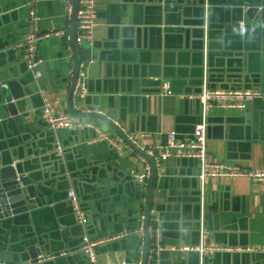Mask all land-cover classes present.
Returning <instances> with one entry per match:
<instances>
[{
	"label": "crops",
	"instance_id": "obj_1",
	"mask_svg": "<svg viewBox=\"0 0 264 264\" xmlns=\"http://www.w3.org/2000/svg\"><path fill=\"white\" fill-rule=\"evenodd\" d=\"M251 6H264V0H97V23L89 46L94 58L80 63L87 78L81 114L96 112L112 119L128 140L137 141L135 148L148 149L164 146L168 133L178 138L192 134L201 109L195 95L205 86L264 95V35L245 17ZM72 9L73 0L71 7L62 0H43L35 8L38 21L32 31L45 36L37 44L43 76L36 82L26 68L22 45L30 33L26 4L0 0V79L18 82L28 95L24 98H33L28 104L20 101L17 117L1 121L0 159L25 174L26 184L38 194L35 210L0 222L4 264L27 258V248L33 245L44 254H65L76 260L82 255L80 264H92L81 251L84 235L92 241L121 237L97 246L94 264H137L143 257L134 232L150 180L144 193L131 180V170H143L139 153L123 149L118 154L105 142L92 141L96 131L116 143L123 140L113 130L106 131V125L96 131L62 130L55 136L41 114L37 89L58 96V104L51 107L55 114L79 120L70 114L67 103L74 72ZM198 22L204 26L193 25ZM77 47L81 51L83 46ZM164 83L172 94L161 95ZM208 122L210 162L264 171L262 101H253L246 111L213 109ZM55 140L63 149L58 157ZM197 176L196 163L187 161L161 163L156 172L151 209L161 214V240L172 249L160 256V263L204 264L195 252H183L197 245L200 191L206 201L201 214L209 244L263 249L264 184L209 179L202 188ZM68 190L77 194L85 210L86 229L76 223ZM231 254L216 255L206 264H264L263 253Z\"/></svg>",
	"mask_w": 264,
	"mask_h": 264
},
{
	"label": "built area",
	"instance_id": "obj_2",
	"mask_svg": "<svg viewBox=\"0 0 264 264\" xmlns=\"http://www.w3.org/2000/svg\"><path fill=\"white\" fill-rule=\"evenodd\" d=\"M43 0H24L26 7L28 9L29 15V29L30 33L25 38L23 42V47L26 53V64L28 71L33 73L35 81L42 79V61L37 56V44L44 39L45 36H39L33 33V26L38 21L35 8L37 4L41 3ZM50 2L52 0H45ZM68 7L72 6V0H62ZM97 0H77V9L75 16V32H76V45L91 46L93 43L94 30L97 23V12H96ZM68 18L71 17V9H69ZM86 74L84 71V64L79 66V71L77 74L75 86L72 92L71 104L73 111L76 113H83L82 101L86 97L87 84H86ZM1 88H4L2 86ZM161 95H169L168 84L164 83L161 88ZM39 96L41 98L42 107L41 112L48 127V130L56 136L59 131H76V130H97L95 125L92 123L80 121L74 122V120L68 115H57L52 110L51 107L58 104L59 98L56 94H46L40 92ZM200 103V123L197 124L188 137L178 138V136L171 132L166 135V142L164 146L152 147V148H138L139 155L138 160L141 163L143 170L137 172L131 170L130 177L131 180L137 185L141 186L142 190L147 189V183L149 182L153 170H158L161 163L167 161H175L178 159H188L195 160L199 164L197 179L203 188L206 181L209 179H248L255 184H264V171L257 170H244L235 164L227 162H210L207 159V129L208 114L213 109H223V110H240L246 111L249 105L255 101L260 100L264 102V95L257 91H244V90H212L208 89L206 86L203 88L200 95L196 96ZM99 115H101L99 113ZM105 117V116H104ZM106 118V117H105ZM108 118V117H107ZM106 118V119H107ZM109 123L120 129L117 122L112 119H107ZM92 141L97 143L105 142L109 147L120 154L123 149L130 150L131 148L127 144H123V140H119L116 143L109 135L106 133H101L96 131L95 136L91 138ZM128 140V138H127ZM129 143L132 146H137V141L129 138ZM121 144L125 145L124 148ZM55 153L59 156L62 154L61 144L55 140ZM68 204L75 216L76 223L79 226H84L87 224V215L80 208V201L75 192L69 191L67 193ZM143 215L139 216L141 225H139L138 230L134 233L138 235L140 240H143ZM149 248L147 255L146 264H159V257L162 252L172 251V249L167 248L161 243L160 231L157 227V220L152 216L149 221V226L147 228ZM208 231L206 230L203 221H201L199 230V245L193 249H185L183 252H195L202 259L204 257H211L215 254L222 253H238V254H257L263 253L264 248L257 251L253 248H225L220 246H214L208 242ZM123 237V236H122ZM121 237H110L104 240L92 241L86 235L82 238V253L86 256L89 263L94 264L96 262V247L110 242L112 240L120 239ZM182 251V250H180ZM142 253V252H141ZM61 254L60 256H64ZM47 260L54 259L53 256L47 257ZM43 261L39 258L38 263ZM137 264H142L139 261Z\"/></svg>",
	"mask_w": 264,
	"mask_h": 264
},
{
	"label": "water",
	"instance_id": "obj_3",
	"mask_svg": "<svg viewBox=\"0 0 264 264\" xmlns=\"http://www.w3.org/2000/svg\"><path fill=\"white\" fill-rule=\"evenodd\" d=\"M76 9H77V0H73V9H72V37H71V46H72V52H73V61H74V72L72 76V81L69 87V93H68V98H67V103H68V108L70 110V114L73 117H77L80 121H85L84 119H94L97 120L98 123L95 125L97 129H100L101 125H106V131L109 129L113 130L116 132L122 139L123 141L131 148L135 153H140L137 148L132 146L125 135L119 131L115 126H113L111 123L107 121L106 118L103 116L95 113H89V114H77L71 109V97H72V92L75 86L77 74L79 71V66L82 60L85 61H90L94 58V54L92 49L89 47V45H84L80 51L78 49L79 47L76 46V32H75V16H76ZM245 17L247 20L251 23H254L259 27V33L260 35H264V6H251L247 9L245 12ZM194 26H201L203 27L204 24H193ZM241 26H236L235 29L238 31H241L242 29L240 28ZM26 62V61H25ZM26 68L27 64L25 63ZM28 70V69H27ZM29 74L33 76V73L29 71ZM2 79V78H1ZM0 79V89L3 90L0 93V123L3 120H6L8 117H17L20 114V110L22 109L21 105V100L25 99V103L28 104V102L33 99V98H24L26 95V92H24L21 88V86L18 84L16 81H8L7 83L4 82L3 80ZM34 79V77H33ZM40 81V80H39ZM36 81V82H39ZM161 85V84H160ZM4 86V88H1ZM169 86V92L170 94V85ZM208 89V86H206ZM39 90H36V94L39 96ZM203 90V88H202ZM198 93L196 96L200 95ZM229 90V89H228ZM231 90V89H230ZM222 91V90H221ZM227 91V90H225ZM160 95V92L158 93ZM40 98V96H39ZM86 98V97H85ZM41 100V98H40ZM85 100V99H84ZM196 102L199 104V101L196 99ZM264 103V102H263ZM42 104V102H41ZM42 107V105H41ZM42 114V112H41ZM6 115V116H5ZM91 123V122H90ZM200 123V113L198 116V121L195 124ZM207 123L209 126L208 118H207ZM208 132V129H207ZM55 146V145H54ZM55 149V147H54ZM53 149V150H54ZM112 149V147H110ZM115 152V151H114ZM55 153V152H54ZM62 154H63V149H62ZM55 155L58 157V155L55 153ZM54 155V156H55ZM175 161H187V162H194L197 165V168H199V164L195 160H188V159H178ZM157 170H153L148 190H147V199L146 201L142 202V206L140 208L138 218H137V227L135 228V231L138 230L139 225H141V222L139 220V216L143 215V240H140L141 246H143V257H142V264L147 263V255H148V248H149V240H148V232L147 228L149 226V221L152 216L157 220V227L159 231L162 230V216L161 214L156 210V208L151 209V189H152V183L154 181V177L156 175ZM28 178L20 173L17 172L16 168H14L11 164H4V162L0 159V222H2L5 219H11V218H16V217H21L22 215H25L37 208V202L36 199L38 198V194L36 191V188L32 185L26 184V181ZM69 191V190H68ZM67 191V193H68ZM143 193L144 191L141 190ZM76 194V193H75ZM77 195V194H76ZM67 197V194H66ZM205 196H203V191L198 192V202H197V215H196V223H197V245H199V230H200V225H201V220L202 219V214H201V205L205 204ZM80 208L85 212L83 206L80 204ZM201 216V217H200ZM75 217V216H74ZM76 220V219H75ZM199 223V224H198ZM88 224L84 225L83 227L80 226L81 228H87ZM161 233V232H160ZM161 238V236H160ZM82 241V240H81ZM161 243L163 244V241L161 240ZM82 248V246H81ZM27 258L26 257H19L17 262L15 264H80V255L78 258L79 260H76L74 257H69V256H64L60 257V255H50V254H44V252L39 249L36 245L29 246L27 248ZM165 252H162L160 256ZM189 253V252H186ZM197 254V253H196ZM226 254V253H222ZM222 254H215L211 257H204L200 258L201 261L206 264L207 260L216 256V255H222ZM45 255V257H43ZM198 255V254H197ZM231 255L233 256H245V255H251V254H237V253H232ZM53 256L54 259L52 260H47V257ZM39 258H42L43 261L41 263H38ZM199 259V260H200ZM0 264H4L3 262L0 261ZM13 264V263H11ZM159 264L160 263V257H159Z\"/></svg>",
	"mask_w": 264,
	"mask_h": 264
}]
</instances>
